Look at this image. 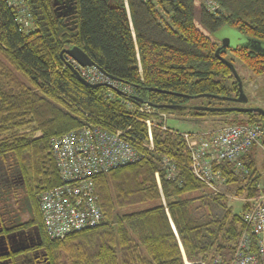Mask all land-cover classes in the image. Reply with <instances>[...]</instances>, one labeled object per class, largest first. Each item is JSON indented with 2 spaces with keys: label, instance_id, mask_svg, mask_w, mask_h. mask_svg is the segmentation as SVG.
<instances>
[{
  "label": "trees",
  "instance_id": "16d2710c",
  "mask_svg": "<svg viewBox=\"0 0 264 264\" xmlns=\"http://www.w3.org/2000/svg\"><path fill=\"white\" fill-rule=\"evenodd\" d=\"M24 1L35 29L20 33L14 10L0 0V158L8 156L23 179L27 226L38 229L51 264H229L244 228L241 214L193 177L179 131L163 130V121L153 128V154L94 178L104 216L100 226L49 240L38 197L60 183L49 153L56 136L98 121L104 127L130 128L132 136L145 132L129 116L121 93L113 91L109 99L108 87L87 84L75 75L70 58L61 56L72 46L103 74L130 86V100L136 104L146 102L180 120L200 123L213 117L222 125L264 130V112L192 109L239 106L201 96H237L229 67L214 54L219 43L213 35L228 27L264 43V0H215L222 10L218 15L197 0H156L169 24L151 0H77L76 24L53 0ZM225 52L221 56L237 71ZM231 52L254 76L264 75V54L247 47ZM161 156L175 163L174 179L167 178ZM243 162L247 183L241 185L228 163L219 167L225 181L246 199L263 194L264 187L256 188L261 176L253 157L247 154ZM247 209L244 204L242 211Z\"/></svg>",
  "mask_w": 264,
  "mask_h": 264
},
{
  "label": "built area",
  "instance_id": "2783aa9c",
  "mask_svg": "<svg viewBox=\"0 0 264 264\" xmlns=\"http://www.w3.org/2000/svg\"><path fill=\"white\" fill-rule=\"evenodd\" d=\"M197 1L210 14L218 15L222 12L215 0ZM5 2L14 10L18 32L34 31L33 19L25 1ZM151 2L160 17L169 24V18L157 1ZM124 5L128 12L125 1ZM70 62L87 83L108 87L109 99L113 91L121 93L129 116L134 122L142 124L145 132L143 136L139 132L132 136L130 128L104 127L98 121L97 125L88 122L51 140L49 153L54 160L60 183L43 191L38 197L44 233L49 240H62L103 223L104 216L94 191V178L153 154V128L157 121H163L161 128L166 130V120L170 117L146 102H132L130 86L113 80L96 68H81L71 59ZM137 62L141 73L138 55ZM85 116L89 117L88 114ZM93 121L96 123V119ZM180 135L190 155V173L212 195L220 193L217 186L224 181L219 168L223 163H228L233 175L246 184L249 171L243 158L253 147H257L264 159V130L256 125L234 124L213 132H185ZM160 164L167 178L174 179L177 176L175 163L167 156H161ZM154 177L162 196L159 174L156 172ZM256 188H261V185L257 183ZM245 200L248 209L241 214L244 228L229 264H264V193Z\"/></svg>",
  "mask_w": 264,
  "mask_h": 264
},
{
  "label": "flooded vegetation",
  "instance_id": "af4514ba",
  "mask_svg": "<svg viewBox=\"0 0 264 264\" xmlns=\"http://www.w3.org/2000/svg\"><path fill=\"white\" fill-rule=\"evenodd\" d=\"M77 0H53L65 8L76 24ZM220 45V44H219ZM29 206L17 169L6 156L0 158V264H51L50 251L37 244L27 226Z\"/></svg>",
  "mask_w": 264,
  "mask_h": 264
},
{
  "label": "rangeland",
  "instance_id": "374dc122",
  "mask_svg": "<svg viewBox=\"0 0 264 264\" xmlns=\"http://www.w3.org/2000/svg\"><path fill=\"white\" fill-rule=\"evenodd\" d=\"M225 53L228 58L234 61L235 67L237 68V73L242 79L243 90L248 98V103L246 104V107H256L264 110V75L254 76L242 65V63L237 59L233 52H231V50H226ZM239 106H241V104H239ZM166 124L167 127L177 130L180 133L213 132L214 130L226 126L222 125L218 120L213 117H205L203 120L200 121V123H195L186 119L180 120L171 116L169 117V119L166 120ZM255 162L258 171H263L264 159L262 153L256 152ZM241 185H243L242 182ZM217 187L220 192L217 195H220L227 200L229 206H231L233 210V213L242 214V206L248 203L246 202V198L244 195L237 193L236 186L227 184L224 178L223 183L219 184Z\"/></svg>",
  "mask_w": 264,
  "mask_h": 264
},
{
  "label": "water",
  "instance_id": "95a60500",
  "mask_svg": "<svg viewBox=\"0 0 264 264\" xmlns=\"http://www.w3.org/2000/svg\"><path fill=\"white\" fill-rule=\"evenodd\" d=\"M56 9H59V7H56ZM213 37L220 44L216 48L214 54L220 61H222L223 63H225L229 67V69H230V71H231V73H232V75L235 78V81L237 83V96L233 97V98L216 97V96H209V95H201V96H206V97H211V98H218V99H222V100H225V101H230V102H234V103H237V104L246 105L248 103V98H247V96L244 93L242 80H241L240 76L238 75L236 69L234 68L233 64L230 61L224 59L221 56V52L222 51H226V50L235 51L238 48L247 47V48H249L251 50H254L256 52L264 54V43H262V42H260L258 40L247 38L244 35L240 34L237 30H234V29H231V28H228V27L220 28L213 35ZM63 54L66 55L67 57H69L73 62H75L81 68L93 67V68H96L97 70H99L100 72L103 73V71L101 69H99L90 60V58L81 49H79L76 46H72L71 48L63 51L61 53V56ZM71 70L83 82L87 83L86 81H84L79 76L77 70L73 66H71ZM135 100L137 102H141V99H135ZM192 109L195 110V111H219V110L223 109L225 111L243 112V113H246V112L262 113V112H264V110L261 109V108L246 107V106H234V107H225V108H214V107H208V106H192ZM20 178H21V176H20ZM21 180H22V185H23V179L21 178ZM29 231H32L34 233V236H35V238L37 240V244L40 245L41 244V236H40V233H39L38 229L32 228Z\"/></svg>",
  "mask_w": 264,
  "mask_h": 264
},
{
  "label": "crops",
  "instance_id": "0c3cea01",
  "mask_svg": "<svg viewBox=\"0 0 264 264\" xmlns=\"http://www.w3.org/2000/svg\"><path fill=\"white\" fill-rule=\"evenodd\" d=\"M256 152H260V149L257 147H253L250 152L248 153L249 156H251V158L253 157V160L255 161V155ZM256 163V162H255ZM257 167V166H256ZM263 172V173H262ZM262 173V174H261ZM259 175L261 176L260 181L258 182L261 185V188L264 187V170L259 172ZM174 230V229H173ZM175 232V231H174ZM180 251L183 254L182 248L180 246ZM187 264V263H186Z\"/></svg>",
  "mask_w": 264,
  "mask_h": 264
}]
</instances>
